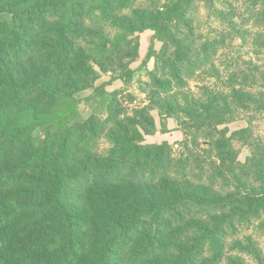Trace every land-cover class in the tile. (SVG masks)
Wrapping results in <instances>:
<instances>
[{"label":"trees","instance_id":"trees-1","mask_svg":"<svg viewBox=\"0 0 264 264\" xmlns=\"http://www.w3.org/2000/svg\"><path fill=\"white\" fill-rule=\"evenodd\" d=\"M200 9L222 29L204 34ZM147 31L129 109L106 86L133 80ZM235 42L264 52V0H0V264H264L245 233L264 237V68L222 71ZM199 74L222 87L191 93ZM157 120L182 131L179 155L145 142Z\"/></svg>","mask_w":264,"mask_h":264},{"label":"rangeland","instance_id":"rangeland-1","mask_svg":"<svg viewBox=\"0 0 264 264\" xmlns=\"http://www.w3.org/2000/svg\"><path fill=\"white\" fill-rule=\"evenodd\" d=\"M234 3H237L242 6L244 1L246 0H232ZM199 27L204 34L214 35V31L222 29L220 24L216 22L214 19H209L207 11L204 9H200L199 16ZM152 33L150 31L144 32L140 38V58L139 60L131 66L133 70V80L127 86L123 85L120 81H115L112 84L106 86L107 92L119 91V98L124 100L125 106L131 109L135 106H141L145 102V96L140 92V82L149 81L148 71L153 69V61L146 62V65L143 64L146 61L147 52L150 46V39ZM154 48L158 50L160 48V44L154 41ZM241 57L244 60L252 59L253 62L264 68V52L255 53L252 49L246 46H241L240 42H235L232 47L228 50L219 53V57L217 59V64L220 69L224 71V68L229 66L230 61H234L235 58ZM227 58V59H226ZM145 65V66H144ZM109 81V76H104L100 81L97 82V85L101 83H105ZM202 85H207L210 88L219 89L222 87L221 81H215L214 79L208 78L205 75L199 74L196 79H194L190 85L189 89L191 93L197 94L199 87ZM131 95L134 99V103L129 104L128 96ZM83 97L90 98L91 92L87 91L83 94ZM129 105V106H128ZM92 107L96 108L95 101L93 98L87 103L82 101L78 107L79 112L84 117L91 112ZM157 119V118H156ZM157 129L159 130L154 137L146 138L147 143H161L163 141H167L170 144H174L173 153L174 155H179L181 152L180 143L184 141V135L179 128H177L175 122L173 120H167L165 122V127H161L159 120L156 121ZM247 127L246 118L240 117L234 123L228 125V129L232 132L235 130H239ZM252 132L255 136H259L264 139V113L261 115H257L254 117V120L251 125ZM236 148L239 151V161H244L248 155L247 148L241 146L239 143H235ZM100 151L104 152L108 148V143L105 141L100 142ZM246 234L253 235L255 239L264 247V237L259 236L254 228L248 229L245 231Z\"/></svg>","mask_w":264,"mask_h":264},{"label":"crops","instance_id":"crops-1","mask_svg":"<svg viewBox=\"0 0 264 264\" xmlns=\"http://www.w3.org/2000/svg\"><path fill=\"white\" fill-rule=\"evenodd\" d=\"M156 135V134H155ZM151 137H154V136H151ZM146 138H148V137H145V142H146ZM147 143V142H146ZM148 144H154V143H148Z\"/></svg>","mask_w":264,"mask_h":264}]
</instances>
